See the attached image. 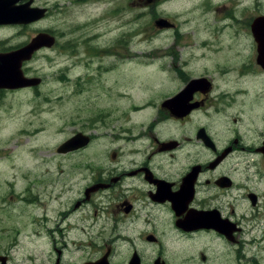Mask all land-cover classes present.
Masks as SVG:
<instances>
[{
	"label": "flooded vegetation",
	"instance_id": "af4514ba",
	"mask_svg": "<svg viewBox=\"0 0 264 264\" xmlns=\"http://www.w3.org/2000/svg\"><path fill=\"white\" fill-rule=\"evenodd\" d=\"M105 1L111 7L88 25L124 18L111 19L112 41L93 42L92 32L61 46L74 100L85 94L89 108L73 133L86 144L73 151L89 148L94 162L72 174L83 186L64 202L44 187L0 192V264L11 263L9 243L28 236L85 239L79 264H184L194 255L264 264V0H137L150 12L129 18L119 0ZM68 2H57L62 15ZM174 241L182 263L169 260Z\"/></svg>",
	"mask_w": 264,
	"mask_h": 264
},
{
	"label": "rangeland",
	"instance_id": "374dc122",
	"mask_svg": "<svg viewBox=\"0 0 264 264\" xmlns=\"http://www.w3.org/2000/svg\"><path fill=\"white\" fill-rule=\"evenodd\" d=\"M57 2L65 3L66 0H37L38 4H44L49 9L43 19L29 25L17 24L11 27L10 31H0L1 50L11 46L17 48L28 42L38 31L46 30L59 36L53 48L51 46L39 50L35 56L22 64L23 74L37 78V84L1 93L0 192L10 185H13L15 193L22 187L31 186L34 192V188L44 187L48 195L62 193L64 202L68 197L76 196V191L83 186L81 176L77 175L72 180V174H88L89 164L94 161L91 159L92 150L87 147L79 152L57 151L62 143L74 136L73 133L79 126L77 122H82L89 111L87 104H84L85 94L78 97L79 101L74 100V69L67 65L72 57H68L66 54H70V51L63 52L61 46L73 44L74 37L78 34L88 36L92 32H95V35L91 34L93 42L112 41L115 27L111 21L114 18H124L110 17L91 32V24L88 25L91 15L93 12H106L111 7L109 2L99 0L83 3L73 0V4L68 2L66 5V15L58 12ZM119 2L124 5L122 12H127L128 18L134 12H150V3H143V7H140L137 0ZM179 6L182 9L181 3ZM11 34V37L6 38ZM86 36L80 37L84 39ZM100 154L101 151L97 149L96 159H100ZM84 240L77 237L53 242L43 237H23L16 243H9L12 245L9 252L10 264H54L56 249H61L59 264H79L89 256L87 248H77L79 244L85 243ZM176 242L170 243L173 254H170L169 260L182 263L181 257H178L182 249ZM197 256L188 257L184 264L223 263V259L201 263Z\"/></svg>",
	"mask_w": 264,
	"mask_h": 264
},
{
	"label": "water",
	"instance_id": "95a60500",
	"mask_svg": "<svg viewBox=\"0 0 264 264\" xmlns=\"http://www.w3.org/2000/svg\"><path fill=\"white\" fill-rule=\"evenodd\" d=\"M18 0H0V24L2 23H28L41 18L45 12L41 9L27 8L30 0L25 5L14 6ZM38 10L39 12H33ZM54 38L47 33H39L28 43L17 48L13 52L0 53V88L1 87H20L30 84H36L37 79L26 78L23 76L21 64L29 59L34 51L43 47L51 46ZM86 143V137L83 135L72 136L58 148V152H66L76 149ZM87 264H104L95 261Z\"/></svg>",
	"mask_w": 264,
	"mask_h": 264
},
{
	"label": "bare ground",
	"instance_id": "6f19581e",
	"mask_svg": "<svg viewBox=\"0 0 264 264\" xmlns=\"http://www.w3.org/2000/svg\"><path fill=\"white\" fill-rule=\"evenodd\" d=\"M5 29L10 31V28H5ZM5 29H4V30H5ZM4 30H2V31H4ZM12 35H13V34H11L10 36H7L6 38L11 37ZM6 38H5V39H6ZM26 130H27V129H26ZM22 150H23V149H22ZM30 155H31V154H30Z\"/></svg>",
	"mask_w": 264,
	"mask_h": 264
}]
</instances>
